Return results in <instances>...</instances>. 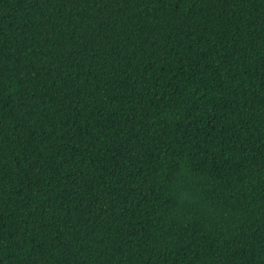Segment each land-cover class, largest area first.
Wrapping results in <instances>:
<instances>
[{
  "label": "trees",
  "instance_id": "1",
  "mask_svg": "<svg viewBox=\"0 0 264 264\" xmlns=\"http://www.w3.org/2000/svg\"><path fill=\"white\" fill-rule=\"evenodd\" d=\"M0 264H264V0H0Z\"/></svg>",
  "mask_w": 264,
  "mask_h": 264
}]
</instances>
